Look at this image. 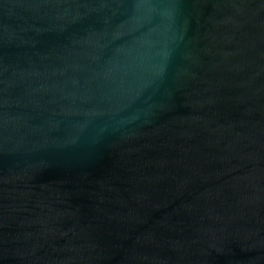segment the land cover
Listing matches in <instances>:
<instances>
[{"label": "water", "instance_id": "95a60500", "mask_svg": "<svg viewBox=\"0 0 264 264\" xmlns=\"http://www.w3.org/2000/svg\"><path fill=\"white\" fill-rule=\"evenodd\" d=\"M0 264H264V0H0Z\"/></svg>", "mask_w": 264, "mask_h": 264}]
</instances>
